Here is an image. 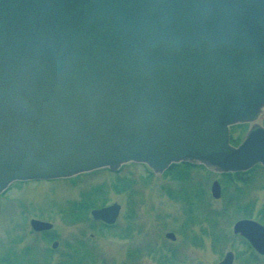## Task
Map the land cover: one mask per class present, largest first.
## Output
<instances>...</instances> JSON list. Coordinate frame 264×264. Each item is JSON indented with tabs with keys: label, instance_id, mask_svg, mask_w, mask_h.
I'll return each mask as SVG.
<instances>
[{
	"label": "water",
	"instance_id": "1",
	"mask_svg": "<svg viewBox=\"0 0 264 264\" xmlns=\"http://www.w3.org/2000/svg\"><path fill=\"white\" fill-rule=\"evenodd\" d=\"M263 119L264 0H0V194L129 163L248 171L264 166ZM234 232L264 254L263 224Z\"/></svg>",
	"mask_w": 264,
	"mask_h": 264
},
{
	"label": "rangeland",
	"instance_id": "2",
	"mask_svg": "<svg viewBox=\"0 0 264 264\" xmlns=\"http://www.w3.org/2000/svg\"><path fill=\"white\" fill-rule=\"evenodd\" d=\"M257 123L263 125L262 120ZM149 172L144 165L128 164L117 172L103 169L79 175L74 179L36 180L13 184L4 195H0V249L4 248L3 244L11 234L13 237H19V243L16 245L18 248L37 246L44 254L48 245L30 226L31 219L37 218L52 222L55 233L59 235L60 251L48 256L53 264H58L62 259V252L68 251L64 244L77 239H83L90 251L97 252L96 264H163L164 257L170 252L175 253L176 260L174 259L173 264H217L227 251H237L238 256L234 264H246L244 259L248 257L250 251L245 249L241 238L233 233V225L245 216V211L239 212L238 215L230 211L227 218L224 215L216 216L218 233L221 235L219 243L223 247L217 245L214 247L212 227L208 222L191 224L186 229V235L183 232L186 227L182 229L185 216L184 203L177 198L179 189L185 185L192 187L199 183L207 191L206 197L209 194L210 206L220 210L234 192L231 189L218 200L212 197V183L218 179L222 184L223 177L201 167L192 171L193 179L187 183L176 181L173 176L165 173L152 175ZM118 176L132 178L135 182L143 180V184H135L136 186L132 188L139 193L135 206L131 204L133 199L129 196L130 192H118L112 188V183ZM254 177L264 184V169L254 173ZM99 185H108V205L119 203L122 206L117 221L118 227L105 230L91 220L69 222L64 216L69 204L71 202L75 204L83 193L90 192ZM164 187L170 188L173 194L168 193ZM244 191L246 196L241 199V204L248 205L249 214L259 220L258 216L264 208V186H251ZM196 214L202 216L200 209L194 210L193 216ZM130 223H133L134 231L131 233L134 236L127 237L130 234L128 233L122 237L115 233ZM167 232L175 233L176 241L167 239L165 236ZM191 237L194 239L191 240ZM148 243H152L153 246L157 244V248L165 249L155 254H143L140 260L136 255L133 256L134 251L140 253L142 247ZM128 252L132 253L131 257L128 256ZM256 261L257 264H264V258Z\"/></svg>",
	"mask_w": 264,
	"mask_h": 264
},
{
	"label": "trees",
	"instance_id": "3",
	"mask_svg": "<svg viewBox=\"0 0 264 264\" xmlns=\"http://www.w3.org/2000/svg\"><path fill=\"white\" fill-rule=\"evenodd\" d=\"M248 129V125H236L232 127V136L231 141L233 144H239L244 134ZM195 166L184 163V164H173L167 171L165 175H171L174 179L180 182H188L192 178V170ZM264 169V167L257 165L252 170L248 172L241 173H229L223 174V185H224V193L233 189V194L230 196L229 200L225 204L224 208L220 211L216 209H211L208 199L205 195L206 191L202 186L196 185H185L181 189H179L178 200L183 201L184 203V220L183 227L185 229L189 228L191 224L198 225L204 222H208L212 227V237L214 241V247L222 246L219 243L221 235L218 233L216 216L224 215L226 218L229 216L230 211H233L236 215L239 212L245 211L244 217L254 218L252 214H249V206L242 205L241 202L245 195V188L254 187V186H264L263 181H258L256 177H254V173L259 170ZM108 170V169H106ZM153 175L154 173L151 172ZM112 183V188H115L118 192L128 191L130 192L129 196L133 199L131 201L132 205L137 204L136 196L139 194L135 189H132L134 185L143 184V180L139 179L136 182L132 178H120ZM135 185V186H136ZM108 185H99L93 188L90 192H85L82 194V200L80 202H76L73 206H70V209L64 214L65 218L69 220V222H80L86 221L88 219V215L90 210L96 207H103L109 203L108 199ZM190 187V188H189ZM164 189L173 194L172 191L164 187ZM132 190V191H131ZM181 195V196H180ZM246 196V195H245ZM196 209H200L201 215L196 214L193 216V212ZM258 219L264 223V208L261 211V215L258 216ZM101 228L112 229L113 226H108L104 223H101ZM184 229V232H185ZM132 230L131 227L128 229L121 230L118 235H122L125 233H129ZM186 235V233H185ZM45 241L51 242L54 238L53 235L47 233L44 236ZM228 237V236H227ZM226 237V240L228 238ZM22 239V237H21ZM194 238L191 237V240ZM225 240V241H226ZM246 243V240L243 239ZM19 243V237L13 235H9L8 240L5 242L4 248L0 249V264H52L50 258L46 254H42L39 251L37 246L31 247L25 246L22 248H18L16 245ZM65 246L68 248L67 252L62 253V259L59 260L58 264H96L98 254L96 251H90L88 245L81 241L76 240L74 242H66ZM47 253H50L51 250L46 248ZM53 252V250H52ZM259 259L255 253H251L247 258L244 259L246 264H257L256 260ZM168 261V260H166ZM171 262V260H169Z\"/></svg>",
	"mask_w": 264,
	"mask_h": 264
},
{
	"label": "flooded vegetation",
	"instance_id": "4",
	"mask_svg": "<svg viewBox=\"0 0 264 264\" xmlns=\"http://www.w3.org/2000/svg\"><path fill=\"white\" fill-rule=\"evenodd\" d=\"M128 254H129L128 256H130V257L132 256V253L130 254V252H128ZM137 254H138V255H137ZM143 254H144V255H145V254H146V255L148 254V248H147V245L144 246V247H142V249L140 250V253H137V250H136V252L134 251L133 256L136 255L137 258L140 260V258H141V256H142ZM169 256H170V254H169ZM135 259H136V258H135Z\"/></svg>",
	"mask_w": 264,
	"mask_h": 264
}]
</instances>
